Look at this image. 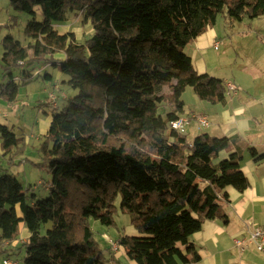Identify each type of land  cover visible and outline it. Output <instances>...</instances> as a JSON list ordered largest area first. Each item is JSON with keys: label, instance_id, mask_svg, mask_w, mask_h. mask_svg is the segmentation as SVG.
<instances>
[{"label": "trees", "instance_id": "16d2710c", "mask_svg": "<svg viewBox=\"0 0 264 264\" xmlns=\"http://www.w3.org/2000/svg\"><path fill=\"white\" fill-rule=\"evenodd\" d=\"M9 5L28 15L29 41L21 45L9 33L1 39L0 98L16 99L21 85L40 76L36 66L42 62L57 66L76 92L51 112L40 160L33 162L51 175L45 197L29 193L30 187L0 167V244L16 246L22 223L29 235L20 244L21 264L198 261L192 235L205 219L226 221L225 188L243 191L249 183L240 152L218 157L229 146L227 137L201 132L188 141L169 129V121L184 111L185 87L202 100L225 99V81L198 73L184 49L219 13L231 22L258 18L264 0H9ZM77 11L91 25L82 41L55 27ZM0 129V151L17 156L22 138L6 125ZM250 152L255 155L253 148ZM117 199L137 234L116 238L124 251L116 258L109 242L101 247L95 239L90 220L111 225Z\"/></svg>", "mask_w": 264, "mask_h": 264}, {"label": "rangeland", "instance_id": "374dc122", "mask_svg": "<svg viewBox=\"0 0 264 264\" xmlns=\"http://www.w3.org/2000/svg\"><path fill=\"white\" fill-rule=\"evenodd\" d=\"M36 18L38 20L41 18L39 10H37ZM27 19L28 15L25 12L15 10L9 5V0H0V57L2 55L1 39L4 35L11 34L21 45L28 43L29 38L25 33ZM55 27L61 33L72 32L77 41H82L91 32L90 22L84 18L81 11L67 14L66 20L62 24H56ZM209 29L214 31L213 40L216 41L217 47H214V42L205 46L199 52L201 56L199 64H197L198 59L195 58L192 51V43H195L192 41L184 49L188 55L192 54L194 64L197 67L205 68L204 73L224 81L231 80L233 76L236 80L242 77L246 81L249 78L248 73H245L247 69L252 66L264 65V57L262 56L264 54V41H261L260 35H258L264 33V14L254 19L243 17L242 20L231 22L223 13H219L215 22L203 32H208ZM40 67V76L26 85H21L16 99L8 101L0 98V125H6L16 136L22 138L20 142L22 149L17 156L12 155L10 157V154L4 155L0 151V167L13 173L23 188L30 187L29 193L33 191L41 198L48 194L49 189L46 185L50 181L51 175L46 167L41 168L33 162L36 163L40 160L41 153L38 147L49 126L46 121L53 109L65 105L76 90L62 81L68 76L60 72L54 64L47 65L42 62L36 66L37 69ZM45 72L49 73L51 77L43 79L41 75ZM1 73L0 67V78ZM56 84L58 89L54 87ZM50 95L56 97V106L51 105ZM181 98L185 103L184 111L190 109L202 113L203 106H210L211 104L207 100L199 99L190 86L185 87ZM204 112L206 114V111ZM189 123L184 125V128ZM115 203L116 208L112 214L113 223L111 225L107 226L96 220H90L94 237L101 247H103L104 241L109 242L110 239L116 243V238L120 234L130 235L132 231H136L131 224L130 215L119 208L118 199ZM22 231L23 228H20L17 237L18 246L13 243L0 244V264H3L2 259L4 258L17 260L21 264L20 261L24 252L20 244L25 240L22 238ZM109 246L116 258L117 254L123 250L120 247L114 249L115 244L113 246L109 244ZM126 262H128L127 259ZM126 262L121 260L120 264H126Z\"/></svg>", "mask_w": 264, "mask_h": 264}, {"label": "crops", "instance_id": "0c3cea01", "mask_svg": "<svg viewBox=\"0 0 264 264\" xmlns=\"http://www.w3.org/2000/svg\"><path fill=\"white\" fill-rule=\"evenodd\" d=\"M213 32V30L209 29L208 32H203L195 37L193 40L195 44L191 42L192 51L195 54V58L198 59L197 64L201 61L199 52L205 46L216 42L213 40ZM258 35H260V40L264 41V33H259ZM189 55L194 69L198 73H204L205 68L197 67L194 64L195 61L192 54L190 53ZM262 56L264 57V54ZM46 64L51 63L46 62ZM263 68L264 65L259 67L252 66L247 69L245 73H248L249 78L246 81L242 77L236 80L234 76L231 80H225L234 85L235 91L225 95L223 102H210V106H203L202 113L201 111L194 112L189 109L180 114V116L190 117L195 114L205 115L209 120L208 127L198 125L191 118L189 125L179 131L184 134L188 141L201 132H208L210 135L217 137H227L229 146L220 151L218 157H224L232 151L240 152V168L249 183L248 187L243 191H237L230 186L225 188L228 195L227 202L223 204L226 221L220 218L205 219L201 224V228L192 235V240L200 257L193 264H264V245L263 250H257L253 244H249L242 249L234 244V238L247 235L245 230L247 222L264 226ZM54 87L57 88V84ZM204 111H206V114ZM50 119L51 115L46 123H49ZM250 148L255 150V155L251 154ZM20 228H23L21 234L22 238L25 239L29 232L22 223L19 226ZM131 234H137V231L134 230ZM4 243L6 244L7 241ZM123 255L124 251L122 250L117 254V257H122ZM123 261L126 262V258H123ZM126 264L136 263L128 260Z\"/></svg>", "mask_w": 264, "mask_h": 264}, {"label": "built area", "instance_id": "2783aa9c", "mask_svg": "<svg viewBox=\"0 0 264 264\" xmlns=\"http://www.w3.org/2000/svg\"><path fill=\"white\" fill-rule=\"evenodd\" d=\"M214 47H217V43H214ZM38 72V71H36ZM234 85L231 82H226L225 81V95H228L232 92H234ZM49 101L51 102L52 106H56V97L53 95H50ZM193 118L198 125L206 127L209 125V121L205 115H192L190 116H179L175 119H172L169 121V129H174V130H181L184 125L188 124L190 119ZM245 230L247 232V235L244 237L240 238H234V244L238 248H244L248 246L249 244H253L257 250H263V245H264V226L260 225H254L253 222H247L245 224ZM109 244L113 246L115 244V248L119 247V245L114 243L109 239ZM3 264H19L17 260L11 259V258H4L2 259Z\"/></svg>", "mask_w": 264, "mask_h": 264}]
</instances>
